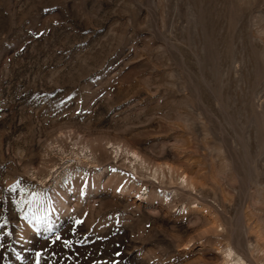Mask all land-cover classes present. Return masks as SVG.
Segmentation results:
<instances>
[{
    "label": "rangeland",
    "instance_id": "obj_1",
    "mask_svg": "<svg viewBox=\"0 0 264 264\" xmlns=\"http://www.w3.org/2000/svg\"><path fill=\"white\" fill-rule=\"evenodd\" d=\"M0 225V264H264V0H0Z\"/></svg>",
    "mask_w": 264,
    "mask_h": 264
},
{
    "label": "snow or ice",
    "instance_id": "obj_2",
    "mask_svg": "<svg viewBox=\"0 0 264 264\" xmlns=\"http://www.w3.org/2000/svg\"><path fill=\"white\" fill-rule=\"evenodd\" d=\"M115 171V169H113ZM19 186V183L17 185L13 186L12 190L15 191L16 188ZM22 194H27L26 189H21ZM38 196L37 193H31V196L28 199H22L21 206L23 204L32 205L34 202L38 203L39 207L36 210H31L30 208V215L25 214L24 218L29 219L30 221H33L36 225L37 231L42 232L45 234V239L49 240L51 244L55 245L58 242L62 243L63 247L65 248H71L73 245V241L70 239H64L61 234L56 230L57 226L55 225V222L50 219V216L48 214V209L43 207V200H35V198ZM52 211H55V209H52ZM7 223V221H5ZM83 223L82 220L76 219L74 220L75 225H81ZM3 225H0L2 227ZM73 234H75V229H72ZM80 243H84V241H80ZM55 255V253H53ZM117 256L120 255L119 252L116 253ZM36 264H40V257L42 256L41 252H36ZM118 264V262H117Z\"/></svg>",
    "mask_w": 264,
    "mask_h": 264
},
{
    "label": "bare ground",
    "instance_id": "obj_3",
    "mask_svg": "<svg viewBox=\"0 0 264 264\" xmlns=\"http://www.w3.org/2000/svg\"><path fill=\"white\" fill-rule=\"evenodd\" d=\"M133 155H135L134 153H133ZM136 156V155H135ZM137 157V156H136ZM227 252V251H226ZM226 258L228 259V258H231V252L230 251H228L227 253H226ZM229 260V259H228ZM237 264H244V262L242 261V260H240V259H238L237 258Z\"/></svg>",
    "mask_w": 264,
    "mask_h": 264
}]
</instances>
